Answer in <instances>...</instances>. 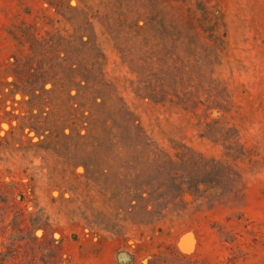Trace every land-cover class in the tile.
<instances>
[{"label": "rangeland", "instance_id": "rangeland-1", "mask_svg": "<svg viewBox=\"0 0 264 264\" xmlns=\"http://www.w3.org/2000/svg\"><path fill=\"white\" fill-rule=\"evenodd\" d=\"M0 264H264V0H0Z\"/></svg>", "mask_w": 264, "mask_h": 264}, {"label": "trees", "instance_id": "trees-1", "mask_svg": "<svg viewBox=\"0 0 264 264\" xmlns=\"http://www.w3.org/2000/svg\"><path fill=\"white\" fill-rule=\"evenodd\" d=\"M83 81H84V80H81V82H83ZM80 89H81V90L85 89V86H82V85H81V86H80Z\"/></svg>", "mask_w": 264, "mask_h": 264}]
</instances>
